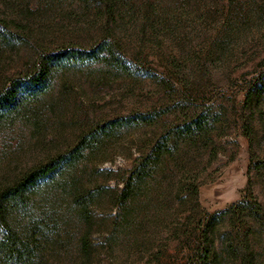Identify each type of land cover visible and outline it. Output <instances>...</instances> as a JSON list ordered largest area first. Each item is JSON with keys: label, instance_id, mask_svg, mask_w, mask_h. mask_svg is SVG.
I'll return each mask as SVG.
<instances>
[{"label": "rangeland", "instance_id": "rangeland-1", "mask_svg": "<svg viewBox=\"0 0 264 264\" xmlns=\"http://www.w3.org/2000/svg\"><path fill=\"white\" fill-rule=\"evenodd\" d=\"M0 25L14 37L0 88L62 47L108 41L131 68L56 71L40 102L0 124V188L97 137L10 213L34 241L25 264H191L202 219L252 194L264 206V0H0ZM249 226L264 264V223ZM230 231L214 237L220 252Z\"/></svg>", "mask_w": 264, "mask_h": 264}, {"label": "trees", "instance_id": "trees-1", "mask_svg": "<svg viewBox=\"0 0 264 264\" xmlns=\"http://www.w3.org/2000/svg\"><path fill=\"white\" fill-rule=\"evenodd\" d=\"M13 42L14 37L11 32L4 25H0V46L2 44L12 45ZM115 47L114 43L102 41L99 45L90 49L62 47L56 52H49L43 55L42 60L35 65L34 70L26 72L20 77L9 79L0 88V124H4L8 120H12L16 116L28 112L32 109V105L40 102L52 89L54 73L56 71L96 61H103L116 66V68L131 70L119 58ZM251 94L253 95V91L250 93V96ZM141 119L144 120L143 116L138 119L125 117L111 122L110 126L115 127L134 122L138 123ZM193 123L198 128H201L205 124L202 118ZM96 138L83 137L78 146L64 154L49 157L44 162L32 166L22 176L0 188L1 263L25 264L36 253V249L33 246L34 241L28 236H22L11 225L9 219L10 213L25 202L26 189L64 167L77 162L83 156V150L86 146L95 141ZM144 171L142 170L139 174L141 177ZM86 197H88V192L77 195V204L84 206ZM250 220H258L260 223H264V206L253 194L245 196L241 201L230 205L227 209L222 210V212L202 219L199 227L203 229L204 237L202 240H199L202 243H197L201 248H198L197 254L192 256L193 263L191 264H215L214 262H217V257L223 254V252L228 253L230 257L233 256L236 260L238 259L239 264H257L256 251L251 245V233L254 234V231L249 226ZM225 221H228L230 226H233L235 232L230 231L223 234L225 247L223 248L224 251L220 252L221 250L219 251L215 246L214 237L217 238L220 235L222 223ZM83 245L85 249L88 247L87 237L83 239Z\"/></svg>", "mask_w": 264, "mask_h": 264}]
</instances>
